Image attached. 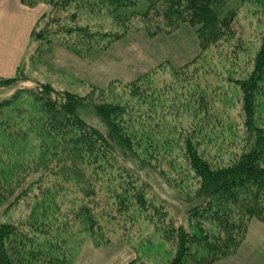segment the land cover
Wrapping results in <instances>:
<instances>
[{
    "label": "rangeland",
    "instance_id": "1",
    "mask_svg": "<svg viewBox=\"0 0 264 264\" xmlns=\"http://www.w3.org/2000/svg\"><path fill=\"white\" fill-rule=\"evenodd\" d=\"M12 1V5L8 1L5 6L18 7L19 12L14 13L21 18L20 22H11L9 30L16 34L14 31L26 24L30 31L24 53L21 51L18 60L11 59L19 61V67L11 76L0 74V101L20 92L24 93L23 98L26 91L49 83L57 92L68 91L81 97L79 114L104 133L106 123L98 118L95 105L120 106L119 115L130 129L136 154L126 156L122 152V158L118 159L131 171L147 202L164 207L167 227L171 222L175 226L183 225L190 232L197 231L196 220L188 212L201 201L196 197L198 181L188 166L184 141L191 140L212 168H225L242 155L246 145V116L239 83L253 73L255 57L264 39V0H226L224 9L235 10L236 16L221 41L207 49L200 46L199 36L189 24L171 33L152 36L144 29L145 23L138 14L120 21V16L146 11L148 0H131L135 5L123 10L95 1L80 12L81 17L76 21L80 27L106 36L124 30L129 33L111 45H108L110 39L103 38L85 56L76 55L56 41L49 44L47 39L33 40L34 29L39 31L44 25L38 24L40 17L46 15V20L53 17L50 6L40 2L35 7H26L21 0ZM0 7V13L5 14L1 0ZM68 15L65 10L56 13L63 21ZM186 27L193 35L189 39L183 38V31L178 33ZM4 39L1 36L2 42ZM66 54L73 61L63 56ZM8 65L0 61L3 69ZM8 78L18 80L2 82ZM139 79L135 88L129 87ZM262 92L255 103L254 127L258 129H264ZM5 118L1 116L0 121H6ZM33 135L21 145L23 150L18 157L24 156L25 161L39 155L37 137ZM3 139L0 135V141ZM8 154L15 156L12 152ZM61 171L41 169L45 174L35 171L25 176L23 173L12 184L20 182L13 195L4 192L0 223L19 224L25 231L32 229L40 237L52 239L65 254L67 264L140 261L167 264L168 257L156 254L157 246H154L165 241L164 231L150 217L134 219L130 208L120 209L118 194L123 193L120 185L124 181L120 180L116 167L102 163L93 180L96 197L86 194L85 183L67 179ZM84 205L91 208L93 223L86 220ZM254 222L264 225L256 219L251 224ZM251 224L238 251L216 264L234 259L240 253ZM166 244L170 247V242Z\"/></svg>",
    "mask_w": 264,
    "mask_h": 264
},
{
    "label": "trees",
    "instance_id": "2",
    "mask_svg": "<svg viewBox=\"0 0 264 264\" xmlns=\"http://www.w3.org/2000/svg\"><path fill=\"white\" fill-rule=\"evenodd\" d=\"M95 1L99 0H21L26 7L46 3L54 13L49 20H46V15L40 17L38 24L44 25L39 31L34 29V41L47 39L49 44L56 41L79 56H85L103 38L110 39L108 45H111L129 33V30H124L106 36L105 33L80 27L76 23L81 17L80 12L91 7ZM100 1L122 10L135 5L131 0ZM148 1L150 4L146 11L120 16V21H126V16L130 20L138 14L145 23L144 29L152 36L160 32L171 33L183 24H189L199 36L203 49L218 44L236 16L235 10L224 9L226 0ZM60 10L69 14L64 21L56 17ZM55 27L57 30H54ZM261 44L253 73L239 83L246 116V145L242 155L225 168H212L198 154L191 140L184 141L188 166L192 177L198 181L196 197L201 201L188 212L196 220L197 231L190 232L183 225L175 226L171 222L167 227L164 207L147 202L145 192L139 190L140 186L137 180H133L131 171L118 159L123 154H136L132 134L128 132L130 129L126 128L119 115L122 108L111 103L95 105L98 118L106 123L107 132L104 133L79 114L81 97L68 91L57 92L49 83L26 91L27 95L23 98V92H20L0 101V118L6 117V121H0V135L4 136L0 141V203L5 200L4 192L13 195L17 185L20 186V182L15 186L12 184L19 181L17 179L23 173L24 176L35 171L36 174L43 173L41 169L54 173L62 170L64 177L82 181L86 194L96 197L98 193L93 180L102 163H105L116 167L120 171V180L124 181L120 185L123 193L118 194L120 209L126 211L130 208L134 219L150 217L149 220L164 231L163 238L170 242V247L164 240L154 246H157L156 254L163 253L168 257L167 264H216L233 256L245 240L251 221L264 222V129L254 127L255 103L264 91V39ZM17 80L8 78L2 82L8 84ZM139 81L129 87L135 88ZM29 135L38 141L39 155L25 161L24 156H18L23 150L22 142L30 139ZM8 152L15 156L10 157ZM82 210L86 220L93 223L95 217L91 208L84 205ZM207 224L212 227L208 228ZM39 235L32 229L23 230L19 224L0 223V264H67L60 247L52 239Z\"/></svg>",
    "mask_w": 264,
    "mask_h": 264
},
{
    "label": "crops",
    "instance_id": "3",
    "mask_svg": "<svg viewBox=\"0 0 264 264\" xmlns=\"http://www.w3.org/2000/svg\"><path fill=\"white\" fill-rule=\"evenodd\" d=\"M8 1L11 3V5L14 3L12 0H1V5L2 3H4L3 8L6 9V12L5 14L0 13V61L9 64L6 69L0 67V74L2 76H11L19 67L20 62H15L11 59L17 58L18 60L19 54L25 51V47L27 46L26 35H28L30 31V26L29 28H27L26 24L21 26V28L17 30L18 32H15L13 30L16 34H13L9 30L11 22H20L19 19L21 17L16 14L19 12L18 7L5 6V4H8ZM12 8L14 9L11 10ZM1 9L2 8L0 7V10ZM181 31H183V38L185 39H189L190 36H193L190 30L187 29V27L185 29H181L178 33H180ZM1 36H5L3 42L1 40ZM21 42H24V44H22ZM63 56L71 60L70 55L66 54ZM6 59L8 62L5 61ZM219 264H264V225L258 222L252 223L248 231L247 240L243 244L240 253L236 257H234V259H230L229 261L225 262L223 261Z\"/></svg>",
    "mask_w": 264,
    "mask_h": 264
}]
</instances>
